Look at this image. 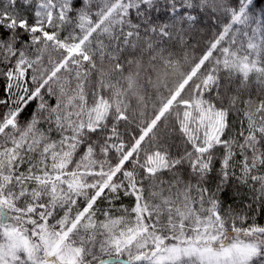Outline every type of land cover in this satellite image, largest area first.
Segmentation results:
<instances>
[{"label":"snow or ice","instance_id":"1","mask_svg":"<svg viewBox=\"0 0 264 264\" xmlns=\"http://www.w3.org/2000/svg\"><path fill=\"white\" fill-rule=\"evenodd\" d=\"M254 7L0 0V264H264Z\"/></svg>","mask_w":264,"mask_h":264},{"label":"trees","instance_id":"2","mask_svg":"<svg viewBox=\"0 0 264 264\" xmlns=\"http://www.w3.org/2000/svg\"><path fill=\"white\" fill-rule=\"evenodd\" d=\"M252 14L257 18L264 19V0H255V7L252 9ZM222 26L223 19L221 20V23L217 25L213 21L209 20L207 16L203 18L201 25L197 28V34L192 35L189 39V43L195 47L196 55H199L200 50L206 43V36L208 34L215 33L217 29L222 28ZM189 51L191 52L192 49L190 48ZM226 200L229 203H232V199L230 196L226 197ZM245 200H247L246 197ZM125 203L127 204L128 201H125ZM233 206L237 205L234 204ZM251 222V220L248 221V223ZM256 223L260 226H264V210H261L256 215Z\"/></svg>","mask_w":264,"mask_h":264}]
</instances>
